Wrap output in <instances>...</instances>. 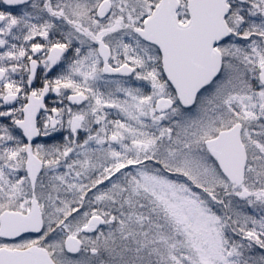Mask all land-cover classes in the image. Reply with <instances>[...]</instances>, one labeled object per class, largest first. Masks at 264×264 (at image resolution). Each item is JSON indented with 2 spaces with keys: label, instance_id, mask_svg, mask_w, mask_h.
I'll return each instance as SVG.
<instances>
[{
  "label": "snow or ice",
  "instance_id": "1",
  "mask_svg": "<svg viewBox=\"0 0 264 264\" xmlns=\"http://www.w3.org/2000/svg\"><path fill=\"white\" fill-rule=\"evenodd\" d=\"M0 264H264V0H0Z\"/></svg>",
  "mask_w": 264,
  "mask_h": 264
}]
</instances>
